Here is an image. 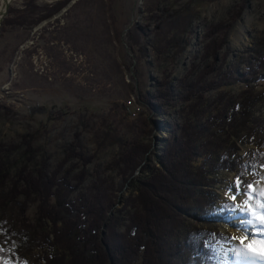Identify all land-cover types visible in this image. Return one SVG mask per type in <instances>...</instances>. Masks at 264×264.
<instances>
[{"label": "rangeland", "instance_id": "1", "mask_svg": "<svg viewBox=\"0 0 264 264\" xmlns=\"http://www.w3.org/2000/svg\"><path fill=\"white\" fill-rule=\"evenodd\" d=\"M247 88L256 106L249 127H237L233 149L227 142L233 133L223 123ZM144 102L162 106V115ZM51 112L61 119L51 120ZM175 141L181 149L192 142L193 167L214 174L215 184L204 189L219 201L205 208L200 222L180 215L202 205L186 196L196 180L185 155L176 157V182L156 162ZM262 142L264 0H22L10 6L0 30V246L9 264L65 254L43 243L45 236L54 241L52 227L40 218L33 189L46 172L68 184L70 196L60 201L75 209L87 203L112 220L99 234L113 244H150L141 230L154 216L144 230L158 238L154 249L163 258L157 261L152 251L157 264H182L188 251L179 245L194 228L208 234L205 249L215 264H229L232 230L241 222L235 218L250 209L229 194L253 197L264 185V168L239 171ZM151 146L131 175L127 160ZM225 159L236 161L234 172L218 169ZM160 181L172 195L159 191ZM25 207L30 236L41 246L31 252L21 242ZM131 226H140L137 237Z\"/></svg>", "mask_w": 264, "mask_h": 264}, {"label": "trees", "instance_id": "2", "mask_svg": "<svg viewBox=\"0 0 264 264\" xmlns=\"http://www.w3.org/2000/svg\"><path fill=\"white\" fill-rule=\"evenodd\" d=\"M243 100L237 105V111L235 114L230 117L228 120H225L223 123V128H226L228 131L233 133L232 135H228L227 142L231 141V145L233 149L237 144V132L239 129L237 128L239 125L241 128H248L250 124V119L253 116V109L256 106V100L253 99L252 89L247 88L245 90ZM138 102L140 104L143 103V98L141 96L138 97ZM152 112L157 115H162L161 108L162 106H154L152 104H148L144 102ZM61 114H54L51 112L50 119L51 120H59L61 119ZM154 128L158 129H168L167 126H159L158 123L154 124ZM234 140V141H233ZM174 142V141H173ZM190 143L186 142L183 149H181V145H178L175 141L173 146L168 145L166 143L162 148L161 157L157 158V163L170 174L171 182H176V178L173 175V168H177L176 166H180L177 164L176 157H179V154L185 155L182 158V161L186 163L190 172L193 174V178L196 180L187 184V197L193 198L196 202L198 200H202V205L197 207L190 206L187 209H183L180 212V215L190 217L192 219H196L199 222L204 220L203 215L205 208L209 206L211 203L214 204L219 201L218 195L215 191L206 190L204 188L212 187L215 184V181L212 180L213 173L212 171H205V166H201L199 169L193 167L191 164L195 157L193 155V149L190 147ZM194 143V142H193ZM153 146L145 149L142 155L137 158H132L129 161L127 160V168L131 175L135 172V168L139 165L140 162L143 161L144 157L149 153V150H152ZM181 150V151H180ZM257 153L254 156L246 161L245 164L241 165L240 172L244 173L246 171H255L258 168H264V142L256 149ZM231 161V159H230ZM223 163V162H222ZM235 162H229L227 159L224 160L222 167H218L221 171H230L234 172L236 167ZM181 164V162L179 163ZM127 170V172H128ZM196 170V173H195ZM1 171V169H0ZM46 172V169L43 171ZM42 180L34 185L33 193L39 199V216L46 223H50L52 227L51 236L54 238V241L51 240L50 236H45L44 244H47L51 247V249H56L58 246L63 248V252L65 254L57 257V255H50L48 257L44 256L42 258V262L40 264H157L155 262L152 251L157 255V261L159 260V256L163 258L161 250L158 248L155 250L154 245L158 241V238H154L151 236V232H147V226L150 225V222L154 221V216L149 219V221L143 225L141 231H143V235L148 237V241L150 240V244L147 242H141L137 240V244L122 246V244H113L108 241L107 238H103L102 235L99 234L100 229H104L106 227L111 228L109 224L112 222L108 218L103 217V215H98V213H94L92 211L93 208L86 206L83 204L81 208L75 209L73 205L66 204L65 200L60 201V195L66 196L67 198L70 196L68 193L67 187L68 184L64 181H56L55 178H47V172L42 176ZM166 181V177L164 178ZM159 183V191L164 195H172L173 191H168L163 182ZM138 180H132V186L134 187V191L139 190L136 186H138ZM55 191L53 192V190ZM3 193L0 192V200ZM54 202L52 203V200ZM196 199V200H195ZM205 199V200H204ZM207 199V200H206ZM204 201V203H203ZM208 202V203H207ZM1 205V202H0ZM230 207H233L232 203H228ZM4 208V206L1 205ZM202 208V210H200ZM72 210L75 212V216H72ZM27 212L26 207L22 209V234H21V242L27 249L31 252L36 247H41L40 244L30 236L31 228L28 224V219L25 217ZM229 213V212H228ZM226 212H221V217L217 216L219 221L225 220L227 216ZM95 216V220L93 218V223L88 225V216ZM95 214V215H94ZM77 221H74V219ZM201 219V220H199ZM145 226V228H144ZM133 231V235L137 237L138 232L140 231V226H131ZM205 231L198 230L194 228V233L192 235H185L183 241H181L180 247L184 246V249L188 251L187 258L183 261L182 264H201V262H205V264H215L213 261V256L210 253H207L205 249V244L207 243L208 234L201 235ZM148 233V234H147ZM188 233V231L186 232ZM201 238L195 236L199 235ZM133 236V237H134ZM188 236V237H186ZM203 237V238H202ZM153 239V240H151ZM195 239V242L193 241ZM157 240V241H156ZM175 253V252H174ZM174 255V254H173ZM165 256L167 260H170L172 256ZM201 260V261H200ZM200 261V262H199ZM203 262V263H204ZM0 264H9V258L6 252L2 251L0 246ZM14 264H23L19 261Z\"/></svg>", "mask_w": 264, "mask_h": 264}, {"label": "bare ground", "instance_id": "3", "mask_svg": "<svg viewBox=\"0 0 264 264\" xmlns=\"http://www.w3.org/2000/svg\"><path fill=\"white\" fill-rule=\"evenodd\" d=\"M20 1L22 0H0V30L7 6ZM229 198L234 199L241 206L250 207L245 215L235 218L241 222H238L237 227L232 230L236 239L233 242V247H231L234 256L230 257L229 264H264V255H261L259 251H252L249 247L255 243L259 248L261 242H264V221L261 220V217H264V185L260 186L253 197H247L245 192H241L231 193Z\"/></svg>", "mask_w": 264, "mask_h": 264}, {"label": "snow or ice", "instance_id": "4", "mask_svg": "<svg viewBox=\"0 0 264 264\" xmlns=\"http://www.w3.org/2000/svg\"><path fill=\"white\" fill-rule=\"evenodd\" d=\"M261 220L264 221V217H261ZM249 247L252 249V251H259L261 255H264V242H261L259 248H257L255 243L253 245H249Z\"/></svg>", "mask_w": 264, "mask_h": 264}, {"label": "water", "instance_id": "5", "mask_svg": "<svg viewBox=\"0 0 264 264\" xmlns=\"http://www.w3.org/2000/svg\"><path fill=\"white\" fill-rule=\"evenodd\" d=\"M9 8H10V6L9 7L7 6V9H6V12H5V16L4 17H6L8 15Z\"/></svg>", "mask_w": 264, "mask_h": 264}, {"label": "built area", "instance_id": "6", "mask_svg": "<svg viewBox=\"0 0 264 264\" xmlns=\"http://www.w3.org/2000/svg\"><path fill=\"white\" fill-rule=\"evenodd\" d=\"M128 104L131 106L132 105V102L130 101V102H128ZM135 115V114H134Z\"/></svg>", "mask_w": 264, "mask_h": 264}]
</instances>
